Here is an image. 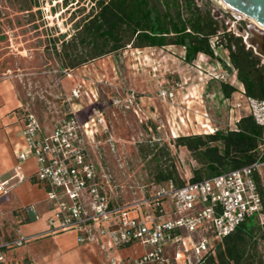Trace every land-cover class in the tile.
Here are the masks:
<instances>
[{
    "label": "rangeland",
    "instance_id": "obj_1",
    "mask_svg": "<svg viewBox=\"0 0 264 264\" xmlns=\"http://www.w3.org/2000/svg\"><path fill=\"white\" fill-rule=\"evenodd\" d=\"M96 1L0 0V79L8 78L13 82L22 103L21 108L34 113L44 128H51L70 109V104L65 99L72 82L67 78L66 70L71 69L67 63L75 53L71 54L69 51L71 56L67 57L61 50V43L69 40L77 31L76 25L95 11ZM206 1L210 0H196L198 4ZM223 6L224 11L214 7L210 1V11L218 16L221 13L232 19V14H238L228 6ZM217 20L226 27L223 18L218 17ZM240 22L244 28L251 26L264 33V29L250 18L245 17ZM233 34L238 36V33ZM78 53L84 54L85 51L79 48ZM177 56V52L168 49L133 48L127 45L116 52L88 60L72 70H76L85 79H90L95 74L98 76V81H94L98 87V105L104 109L112 133L111 144L101 148V164L118 186L120 198L117 201L128 202L142 197L143 193L146 194L147 186L156 183L155 172L158 168H173L176 178L187 182L192 177V169L197 166V162L186 148L173 145L174 138L180 135L206 134L210 133V129H234L235 118L246 113L232 109L230 102L221 95L220 83L208 79L203 83V98L198 109L195 106L197 104L191 105L193 107L183 106L178 100L172 104L176 108L173 123L182 120L188 123L190 129L181 132L175 124L172 134L169 127L160 121L164 116L162 104L166 101L159 100L156 97L157 92L161 88L171 87L180 92L185 87L197 84L190 82L191 79L184 81L187 71L191 73L193 68L187 67ZM232 83L236 82L233 80ZM128 90H134L138 97H148L154 102L161 114L156 122L148 118L144 120L145 114L138 118L131 111L110 105L112 97L124 96ZM232 98L234 103L238 100L236 95ZM164 122L166 123V119ZM175 134L178 135L173 137ZM37 199H43V193L36 188L31 189L27 184H20L10 191L9 200L0 199V237L5 240L15 237L19 225L15 208ZM44 206V213L39 212V215L44 216L46 221L53 210L47 204ZM253 219L259 220L257 217ZM42 222L44 221L41 218L32 223L38 229ZM45 239L53 238L37 237L33 239L35 241L30 240L31 243L28 241L22 246L12 248L6 257L9 258L14 253V258L21 259L23 264L30 259L35 264H49L52 258H42L38 249L34 250L35 256L24 251L28 243L37 244ZM71 239L72 236L67 235L63 241L68 242ZM262 241L263 239L259 241L258 250L264 260ZM53 242L56 240L53 239ZM130 246L131 256L135 255L132 260L144 255L145 248L139 241L131 243ZM49 249L46 247L44 251L49 253ZM110 257L105 252L83 248L74 258L76 264H111ZM54 259L59 264H68L63 255ZM56 261L53 263L56 264Z\"/></svg>",
    "mask_w": 264,
    "mask_h": 264
},
{
    "label": "built area",
    "instance_id": "obj_2",
    "mask_svg": "<svg viewBox=\"0 0 264 264\" xmlns=\"http://www.w3.org/2000/svg\"><path fill=\"white\" fill-rule=\"evenodd\" d=\"M239 16L240 20L245 18ZM227 31L236 33L232 28ZM210 42L216 53L220 47L217 38ZM206 74L220 82L233 81L227 71L211 70ZM66 76L71 77L72 70H66ZM175 89L161 88L156 97L174 102ZM84 97L90 110L82 119L75 106ZM65 100L70 109L47 134L41 132L33 113L23 111V143L15 151L14 174L7 179L0 177V199L8 197L13 178L18 182L25 179L21 164L33 158L36 168L30 178L44 186L53 213L46 219L44 232L0 242V264L12 248L44 234L65 231H76L78 243L99 242L104 237L102 250L139 241L145 253L131 264H179L183 255L184 264H198L205 255L213 253L217 241L244 220L257 217L260 224L264 223V200L256 179L257 176L264 185V134L258 158L247 166L181 185L171 179L152 184L142 197L120 202L118 186L101 164V148L111 144L112 135L105 111L98 105L97 84L93 81L91 88H87L83 79L75 78ZM226 101L232 109L246 111L242 115H251L264 129V100L247 97L241 91L235 103L231 98ZM109 103L114 108L131 111L138 118L144 115L134 90L112 97ZM24 210L38 218L34 205H27ZM130 212L136 215L131 216ZM109 260L117 264L114 258Z\"/></svg>",
    "mask_w": 264,
    "mask_h": 264
},
{
    "label": "trees",
    "instance_id": "obj_3",
    "mask_svg": "<svg viewBox=\"0 0 264 264\" xmlns=\"http://www.w3.org/2000/svg\"><path fill=\"white\" fill-rule=\"evenodd\" d=\"M92 11L77 24V31L61 43L68 57L70 70L127 45L133 48H163L180 46L183 61L192 63L198 54L218 59L211 39L228 51L230 69L242 84L245 96L264 100V61L247 47L240 36L228 32L224 23L215 19L210 1L198 4L196 0H97ZM85 51L79 54L78 49ZM69 51L71 54H69ZM225 99L237 90L229 83H220ZM264 134L251 115H242L234 129H216L213 133L180 135L174 138L175 147H184L197 162L192 169L190 182L209 178L253 163L259 156ZM156 183L176 178L171 168H158ZM258 180L264 200V188ZM33 182H37L31 178ZM264 243V223L253 218L241 222L229 235L217 241L213 253L207 254L198 264H264L258 245Z\"/></svg>",
    "mask_w": 264,
    "mask_h": 264
},
{
    "label": "crops",
    "instance_id": "obj_4",
    "mask_svg": "<svg viewBox=\"0 0 264 264\" xmlns=\"http://www.w3.org/2000/svg\"><path fill=\"white\" fill-rule=\"evenodd\" d=\"M163 49H168L169 51L172 52H177L178 56L177 59L183 62L187 67L193 68V71L188 73L184 79V81H188L187 79H191L190 82L197 83L195 86H190V87H185V90L183 91H178L176 92V98L173 103H167L164 102L162 104L163 108V115L160 119L162 120V123L164 126H168L170 132L173 134V125L175 127V124L178 126L177 128L180 129L181 132L185 131H190L188 127V123L183 122L182 120L180 122L175 121L176 123H173L175 119V112L174 110L176 109L174 105L177 103H182L183 106L189 105L190 107H193L191 105L197 104L196 109L199 108L198 104L201 105L202 102V93L204 91V86L203 83L206 82L208 79V74H206L207 71L215 70V71H227L231 74L232 80H234L236 83L232 85L236 87V91L231 95L234 97L236 95L237 97H240V92L243 90L242 84L236 79V76L233 72L230 71V69H227L230 66L229 63V58H228V51L224 47H219L216 50L218 59H211L205 54H198L196 59L193 60L192 63L188 64L183 61V55L184 51L180 46H175V45H170L163 47ZM71 80L72 84L71 87L73 86L74 79L75 78H80L83 79L86 83L87 88H91L92 82L93 81H98V76L95 74L92 78L90 79H85L83 76H80L79 74L76 73L75 71H72V76L67 77ZM199 79L200 81H197ZM211 80V79H210ZM213 80V79H212ZM215 80V79H214ZM217 82L221 83L220 81L216 80ZM70 87V89H71ZM220 87V86H219ZM207 88V87H206ZM221 92V88H220ZM222 95V92H221ZM195 97V98H192ZM223 97V95H222ZM224 98V97H223ZM194 99V100H193ZM180 100V101H179ZM140 101V106L142 108V111L146 115V118L152 119L153 121L156 122L157 118L161 115L158 111V108L154 104V102L150 98H146L141 96L139 97ZM145 103V105H144ZM193 103V104H191ZM22 103L20 99L18 98L15 85L11 80L8 78H1L0 79V177L3 179H7L8 177H11L14 174V167L17 164V159L15 156V151L22 145L23 143V136H22V126H23V109ZM76 109L78 110V116L82 119H84L89 110H90V105L87 101V99L84 97L79 101V104H77ZM86 112V113H85ZM34 114V113H33ZM35 115V114H34ZM242 115H239L237 118H235V123L238 121V119ZM37 118L40 127H41V132L42 133H49L53 129L54 125L51 128H44L40 119L35 115ZM150 117V118H149ZM164 119H166V123L164 122ZM107 124L109 128V133H111V125L110 121L107 119ZM236 126V124H235ZM234 126V127H235ZM195 133V132H193ZM185 134V133H183ZM188 134V132L186 133ZM178 134L173 135V137L177 136ZM36 168V163L33 158H28L24 163L21 164V172L25 176V179L21 182L17 181V178H13L10 181V184H12V190H14L18 185L22 184H27L31 189L36 188L40 190L43 193V199H37L35 201H30L28 203L23 204L21 207L15 208L12 207V209L15 208L16 212V217L17 221L19 222V225L16 230V235L13 238H9L8 240H12L14 238H17L20 235L24 236H29V235H34V234H39L44 232L47 229L46 221L44 219V216L39 215L40 213H44L45 206L44 205H49L48 201L46 200L45 197V188L42 184L39 182H33L30 178L32 173L34 172ZM155 184V183H154ZM10 194V193H9ZM9 200V195L6 198ZM45 203V204H44ZM34 205L36 213L38 214V218L36 219L34 217L33 213L27 212L24 210V207L27 205ZM44 204V205H43ZM50 207V205L48 206ZM131 216L136 215V212H130ZM43 219L44 222L41 223L40 227L37 229L36 227L33 226L34 221H38ZM67 235H71L72 239L68 242H64L63 238H65ZM77 232L76 231H65V232H59L55 234H44L41 235L43 237H51L56 240V242H53V239H45L42 242H39L37 244H32L30 245L32 240L28 243V246L24 251L26 253H29L32 256H35L34 250L38 249L40 252V255L42 258L44 256L46 258L51 257L52 261L49 264H54L56 260L53 258L58 257L60 255L65 256V260H68V264H76L75 260V255H78L81 251V249H90V250H97V251H102L108 254V256H111L114 258V260L117 262V264H131L132 257L130 254L131 250V243L119 247H107L106 250H102L100 248L101 243H105V238L100 237L99 242H89V243H78L77 242ZM40 236V237H41ZM0 237V242L8 241ZM46 247L50 250H46ZM10 253V251L8 252ZM67 254V255H65ZM172 254V250L170 252ZM68 256V257H66ZM110 257V258H111ZM184 255L181 257V259L178 260L179 264H184L182 258ZM73 261V262H71ZM56 264H59L58 261H56ZM3 264H23L22 260L14 258V253L10 254L9 258H5V262ZM26 264H35L31 259L27 261Z\"/></svg>",
    "mask_w": 264,
    "mask_h": 264
},
{
    "label": "water",
    "instance_id": "obj_5",
    "mask_svg": "<svg viewBox=\"0 0 264 264\" xmlns=\"http://www.w3.org/2000/svg\"><path fill=\"white\" fill-rule=\"evenodd\" d=\"M214 7L224 9L216 3V0H210ZM226 6L234 10L239 15L254 20L257 24L264 28V0H221ZM232 14V19L224 17L221 13L218 16L215 12L212 13L215 19L221 17L224 19L226 28H232L244 40L247 47L253 49L254 53L262 58L264 61V33L247 26L244 28L239 22L240 16ZM254 31L261 33L260 38L256 39Z\"/></svg>",
    "mask_w": 264,
    "mask_h": 264
},
{
    "label": "bare ground",
    "instance_id": "obj_6",
    "mask_svg": "<svg viewBox=\"0 0 264 264\" xmlns=\"http://www.w3.org/2000/svg\"><path fill=\"white\" fill-rule=\"evenodd\" d=\"M216 3L217 4H219L222 8H224V6L223 5H225L221 0H216ZM226 6V5H225ZM239 15V14H238ZM252 20V19H251ZM254 21V20H253ZM255 22V21H254ZM256 23V22H255ZM257 25H259V24H257ZM260 26V25H259ZM261 28H263L262 26H260ZM264 29V28H263ZM255 33H254V36H255V38L256 39H258V38H260V36H261V33H259V32H257V31H254Z\"/></svg>",
    "mask_w": 264,
    "mask_h": 264
},
{
    "label": "flooded vegetation",
    "instance_id": "obj_7",
    "mask_svg": "<svg viewBox=\"0 0 264 264\" xmlns=\"http://www.w3.org/2000/svg\"><path fill=\"white\" fill-rule=\"evenodd\" d=\"M239 36V35H238ZM241 37V36H240ZM242 38V37H241Z\"/></svg>",
    "mask_w": 264,
    "mask_h": 264
}]
</instances>
